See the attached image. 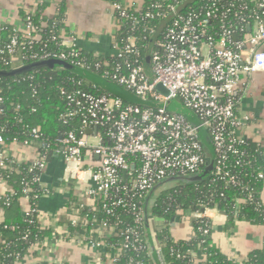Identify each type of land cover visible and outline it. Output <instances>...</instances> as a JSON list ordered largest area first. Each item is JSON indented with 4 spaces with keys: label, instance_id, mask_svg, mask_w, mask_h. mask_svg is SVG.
<instances>
[{
    "label": "built area",
    "instance_id": "2783aa9c",
    "mask_svg": "<svg viewBox=\"0 0 264 264\" xmlns=\"http://www.w3.org/2000/svg\"><path fill=\"white\" fill-rule=\"evenodd\" d=\"M106 1L118 28L109 57L92 55L95 62L88 59L79 46L80 37L66 30L64 17L60 22L52 19L48 43L56 49H47L42 29L48 25L38 27L35 12L28 14L21 26L13 27L9 42L0 47L7 71L58 61L95 72L132 98L112 92L94 94L86 86L98 89L97 84L79 81L72 90L59 89L66 102L60 119L72 129L53 144L40 127H27L30 139L25 141L8 142L0 133V184L5 189L0 198L6 208L12 206L14 198L25 200L27 223L45 230L40 224L39 203L53 190L43 178L57 157L64 165L63 181L76 183L77 197L81 198L80 209L71 211L69 225L84 232L77 236L67 233L60 241L71 238L96 251V264L103 260L119 264L123 253L131 251L138 253L139 259L132 258L129 264H150L141 257L151 251L144 238V201L156 187L171 179L202 175L210 159L214 160L212 178L238 185L229 169L230 159L239 157L247 161L242 163L253 164L242 149L248 141L242 133L249 118L238 116V105L251 77L264 73V0ZM154 22H168L165 31L158 34ZM137 28H145V32ZM39 43L43 48L37 51ZM135 98L141 102L135 103ZM176 100L194 113L197 126L185 115L169 111L170 103ZM4 102L0 96V116L5 114L1 108ZM200 130L208 133L214 158L209 157ZM11 146L33 149L34 159H17L7 148ZM258 148L264 158V146L258 143ZM7 173L23 176L19 191ZM257 180L264 181V166L257 170ZM35 185L40 186L36 193ZM246 202L255 203V196L248 193ZM257 205L264 207V201ZM201 207L186 212L199 224L192 239L197 233L212 235V222L206 214L215 208ZM99 212L107 216L104 221L98 220ZM123 216H131V220ZM177 217L186 221L181 210ZM94 235L101 239L95 240ZM29 237L27 232L22 240ZM112 238L121 241L109 243ZM152 238L158 263L151 264H166L156 232ZM3 246L10 249L11 243L2 240L0 249ZM190 257L189 264H202L206 259L197 251ZM16 258L21 259L20 254Z\"/></svg>",
    "mask_w": 264,
    "mask_h": 264
},
{
    "label": "trees",
    "instance_id": "16d2710c",
    "mask_svg": "<svg viewBox=\"0 0 264 264\" xmlns=\"http://www.w3.org/2000/svg\"><path fill=\"white\" fill-rule=\"evenodd\" d=\"M64 10L65 8L62 7L58 12V16L54 19H57L59 22L62 21ZM34 22L40 28L44 24L48 25V27L42 29V43L48 44L47 49L49 50L56 49L55 45L48 43L51 39L49 28L52 20L46 18L43 7H40L36 12ZM167 24L168 22L153 23V25L158 27V34L165 31ZM129 29L130 26L127 25L126 31H129ZM138 29H140L141 33L145 32V28ZM12 30L13 27H0V47L9 42V36L12 34ZM43 44L39 43L36 46V50L40 51L43 48ZM1 58L2 55H0V71H7ZM87 58L94 62L96 61L90 54H87ZM79 81L97 84L99 86L98 89L86 86V89L94 94L99 95L104 92L108 93L113 91L112 85L109 84L110 82L102 79L99 74L82 71L66 63L53 68H41L20 75L0 77V96L5 100L4 104L1 105L5 114L0 116V133L3 134L8 142H12L15 139L25 141L30 139L27 127H40L48 143L53 144L60 136L72 129V126L65 125L60 119L61 115L65 112L66 102L63 100L59 89L65 87L67 90H72L75 87L74 83ZM117 89L116 94L112 93L122 97L121 94L123 95V93L118 87ZM34 91H36V94H34ZM18 106L20 107L19 110H17ZM242 149L254 161L252 165L248 166L242 163V160L246 161V159L239 157L230 159L229 169L237 177L238 185H232L220 179L216 180L210 176V173L200 182L190 183L180 181V185L173 189L162 191L159 195H156L157 191L166 183L156 187L144 201L145 240H148L150 225L154 219L163 218L166 220V226H168L173 218H178L177 216L180 210H202L201 206L215 208L224 212L232 219L238 217L255 224L263 225L264 207H258L257 203H260L262 200L261 193L264 188V181L257 180V170L264 166V158L261 157L258 143L247 141ZM208 150L210 152L209 148ZM239 162H241L240 165ZM6 177H9L8 180L11 185L19 191L23 176L7 173ZM34 190L35 193L40 191V186L35 185ZM248 193H252L255 196L257 203H245ZM18 201L19 197L14 198L12 206L10 208H4L11 209ZM76 202L78 203L74 194L69 200L70 208L75 207ZM1 203L4 206L3 201ZM74 209L76 210L78 207ZM97 214L100 222L107 218L103 213L99 212ZM123 218L131 220V216H123ZM26 220L27 218L23 216L18 221L0 224V236L7 243H11L10 249H6L4 246L1 247L0 264H14L19 260L16 258L17 254H20L22 259L32 244L49 238L47 232L41 230L38 224L31 226ZM198 227V222L194 221L193 229L197 231ZM69 228L71 236L84 235L83 231L72 228L71 225H69ZM27 232L30 233L29 240L23 241L22 238ZM154 232L157 233L159 243L163 246V259L166 264H189L191 258L190 253L196 251L199 255H206V259L202 264H235L213 246L211 236H201L197 233L192 240L176 241L167 227ZM85 235L89 234L87 233ZM94 237L95 240L98 238L99 240L101 239L96 235ZM120 241L119 238L108 239L109 243H117ZM200 248L203 249V253L199 250ZM178 255L185 258L180 259L177 257ZM141 257L145 258L150 264L154 262L148 253L142 254ZM132 258L139 259V254L132 251L124 252L119 264H129ZM245 264H264V247L250 254Z\"/></svg>",
    "mask_w": 264,
    "mask_h": 264
},
{
    "label": "crops",
    "instance_id": "0c3cea01",
    "mask_svg": "<svg viewBox=\"0 0 264 264\" xmlns=\"http://www.w3.org/2000/svg\"><path fill=\"white\" fill-rule=\"evenodd\" d=\"M122 2L132 4L142 3V0ZM40 3H43V6H39ZM40 7L44 8L48 20L57 17L59 10L64 7L66 30L80 37L79 46L90 55L110 56L112 38L117 34L118 28L106 0H0V27L21 26L27 15L31 12L36 13ZM119 90L123 93L122 97L132 100L121 89ZM240 96L238 116L242 119L249 118L242 134L246 140L264 146V73L251 77L248 87L241 91ZM7 148L23 162L31 161L35 157L33 149L22 146ZM49 167V176L46 180L53 191L39 203L40 224L49 238L32 245L26 255L14 264H96L95 257L98 258L99 253L76 244L71 238L61 241L59 239L65 238L70 232L69 200L74 194L77 196L78 190L76 183L69 185L63 181L64 165L59 158H53ZM3 191H5L3 184H0V193ZM261 198L264 201V188ZM1 202L0 198V224L23 218L27 209L25 200L18 201L11 209L4 208ZM206 216L212 222L213 246L235 264H245L250 254L264 247L263 225L238 217L232 219L216 209L207 212ZM184 222L178 217L174 224L170 221V225L166 226L177 241L192 239L193 218L182 225ZM157 223L156 218L150 225L147 242L151 247V259L158 263L152 238V233L161 229L155 226ZM2 240L0 236V244ZM101 264L110 263L103 260Z\"/></svg>",
    "mask_w": 264,
    "mask_h": 264
},
{
    "label": "water",
    "instance_id": "95a60500",
    "mask_svg": "<svg viewBox=\"0 0 264 264\" xmlns=\"http://www.w3.org/2000/svg\"><path fill=\"white\" fill-rule=\"evenodd\" d=\"M149 60L150 59L148 58L147 59L148 63H149ZM60 65H64V63L58 62V61L39 62V63L24 66V67H22L20 69H16V70L0 71V77L20 75V74H23V73H26L29 71H35V70L41 69V68H53L55 66H60ZM147 72L150 74V65L149 64L147 65ZM194 124L197 126L198 122H195ZM89 133H92V132L90 131ZM199 134H200V137H201L203 143L205 144V147L207 146L206 148H207L209 157L211 158V155H212V157L214 158V151H213L211 139H210L208 133L205 130H200ZM208 148L210 149V152H209ZM54 163H55V161H54ZM213 166H214V160H210V162L207 165L205 172L201 176L193 177V178L171 179V180H168L166 182H173V181L190 182V183L200 182L203 180V178H205L206 176H208L211 173V171L213 170ZM49 170H50V167L48 168L47 173L43 178V183H45V184H49V182H47V180H46V177L49 176ZM166 182H164L162 184H165ZM175 220H176V218L172 219L173 224L175 223Z\"/></svg>",
    "mask_w": 264,
    "mask_h": 264
},
{
    "label": "rangeland",
    "instance_id": "374dc122",
    "mask_svg": "<svg viewBox=\"0 0 264 264\" xmlns=\"http://www.w3.org/2000/svg\"><path fill=\"white\" fill-rule=\"evenodd\" d=\"M112 85V84H110ZM112 88H113V93L117 92L118 89L115 85H112ZM120 89V88H119ZM125 93V92H124ZM116 94V93H115ZM135 103H140L141 100L139 98H135ZM169 111H171L172 113H178V114H182V115H185L187 117L188 120H190V122H192L193 124L195 122H198L194 113L191 112L190 110L186 109L184 107V105L179 101V100H176L172 103H170L169 107H168ZM91 143L93 144H96V141L94 140H91ZM73 185H75V183H71ZM69 184V185H71ZM178 185H180V182L179 181H173V182H166V184L161 188L159 189V191H157L156 195H159L162 191H166V190H170V189H173L174 187H177ZM75 197H76V200L78 201V203L76 202V206L75 207H72L71 208V211H73V208H77L78 209L80 208V204H81V198H78L75 194ZM181 212L185 215L186 217V221L182 224V225H185L187 224L189 221H190V218L188 217L187 215V210H181ZM158 220V223L160 225H157L155 224L156 227H159V228H165L166 227V220L163 219V218H157Z\"/></svg>",
    "mask_w": 264,
    "mask_h": 264
}]
</instances>
